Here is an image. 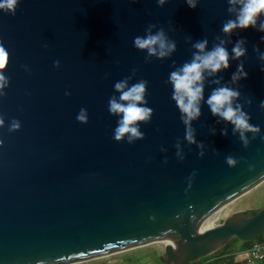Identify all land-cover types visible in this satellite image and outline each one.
I'll list each match as a JSON object with an SVG mask.
<instances>
[{"label":"water","instance_id":"1","mask_svg":"<svg viewBox=\"0 0 264 264\" xmlns=\"http://www.w3.org/2000/svg\"><path fill=\"white\" fill-rule=\"evenodd\" d=\"M228 7V0H198L195 8L185 0H19L15 14L0 10V72L9 77L0 95V264H72L157 240L162 262L186 264L231 238L264 235V205L197 232L204 216L264 175V61L256 51H264V14L256 28L225 33L222 24L236 15ZM150 22L176 41L170 55L133 46ZM240 36L245 55L205 74L201 112L191 121L201 148L185 138L169 73L192 59L197 40L206 37L210 49L223 38L231 54ZM239 60L249 75L231 86L260 126L246 133V146L206 103ZM125 77L129 85L147 80L153 109L138 122L143 137L132 141L113 138L117 117L107 107ZM82 106L87 123L76 119ZM14 119L18 129L10 128Z\"/></svg>","mask_w":264,"mask_h":264},{"label":"clouds","instance_id":"2","mask_svg":"<svg viewBox=\"0 0 264 264\" xmlns=\"http://www.w3.org/2000/svg\"><path fill=\"white\" fill-rule=\"evenodd\" d=\"M185 2L192 8H195L198 4V0H185ZM18 3L19 0H0V10L15 14ZM156 3L163 6L166 0H156ZM228 5V11L235 12L236 15L234 18L226 19L222 24L221 30L225 33H231L234 29H244L249 26L256 28L258 19L264 14V0H228ZM155 27L156 24L150 22L145 29V34H138L133 37V46L138 49H146L148 54L163 58L175 50L176 41L169 39L163 26L152 32L151 29ZM258 30L264 32V19H259ZM218 39L219 43L210 49L206 47L208 44L206 37L197 40L193 46L198 51L193 53L192 59L171 71L168 77L173 88L172 97L176 101L181 113V120L185 124V138L190 143H197L201 148L203 144L196 140L195 129L192 127L191 121L197 118L201 112L205 74L212 76L219 70L229 67L230 55L232 59H238L244 56L247 51L245 47L246 37L240 36L236 39L231 54L228 48L225 47L226 41L220 37ZM260 40H264V35L260 36ZM44 46L47 47V44ZM256 51L259 53L260 59L264 61V51H260L258 46H256ZM4 57V48L3 45H0V66L5 62ZM60 63L59 59L53 60L54 66L59 67ZM260 70L264 71V64L260 65ZM248 75L244 61L239 60L235 71L231 74V81L220 84L219 78H217L215 82L219 86L211 91L206 100L214 115L230 122L233 125V132H239L240 139L245 146L249 142L246 133L251 131L255 134L260 131V126L250 122L251 114L245 111L242 104L236 99L241 95L240 89L231 85ZM128 79V77H125L116 80L113 84L114 89L119 91V98L115 93L108 98V111L117 117L113 130V138L116 140L126 138L128 141H132L135 138L143 137L144 133L140 130L138 122L151 119L153 112V109L146 103L147 80L142 78L129 85ZM8 84L9 77L0 72V95L4 94L3 89ZM70 94V91L66 89L65 95ZM248 102L251 103L250 100ZM259 103L260 107L264 109V99H261ZM87 112V108L82 106L76 114V119L82 123H87ZM3 124L4 119L0 116V125ZM20 126V121L14 119L10 128L18 129ZM220 131L222 134L226 133V128H222ZM0 143H3V141H0ZM226 159L229 165L236 163V159L231 155ZM247 255L246 251H242L237 254L236 259L238 261L242 260ZM13 264H16V262H13Z\"/></svg>","mask_w":264,"mask_h":264},{"label":"rangeland","instance_id":"3","mask_svg":"<svg viewBox=\"0 0 264 264\" xmlns=\"http://www.w3.org/2000/svg\"><path fill=\"white\" fill-rule=\"evenodd\" d=\"M264 205V178L259 184L254 186L252 189L246 193L237 196L232 202L224 207L219 215L214 220V225L221 223L226 216H229L232 212L238 210H244L247 208H257ZM228 210L226 215H222L223 212ZM264 239V235L262 236ZM256 241V240H253ZM226 254V252H231L234 255L230 258V255L224 256L223 261L216 264H264V260H258L252 257H245L244 262L236 259L237 252L244 251L242 248V242L235 238H231L218 252L208 254L188 262L186 264H205L209 261H214L219 256ZM165 244L164 241L149 243L146 245L134 247L128 250L119 251L113 254H108L106 256L97 257L84 262L76 264H165L161 260V256L164 255ZM228 258H230L228 260ZM222 259V257H221ZM262 262V263H261ZM215 264V263H212Z\"/></svg>","mask_w":264,"mask_h":264},{"label":"bare ground","instance_id":"4","mask_svg":"<svg viewBox=\"0 0 264 264\" xmlns=\"http://www.w3.org/2000/svg\"><path fill=\"white\" fill-rule=\"evenodd\" d=\"M263 178H264V175L262 177H260L256 182H254L252 185L246 187L245 189L241 190L236 195H234L230 200H228L227 202H225L215 212L204 216V218L201 220V223H200V226H199L197 232H200L201 230H204V229H207V228H210L211 226H213L214 225V220L216 219V217L219 215V212L224 207H226L227 205H229V203L232 202L237 196L246 193L247 191H249L250 189H252L254 186H256L257 184H259V182H261L263 180ZM227 213H228V210H226V208H225V211L223 212L222 215H226ZM160 241H164V240L150 241V242H146L145 244L138 245V246L146 245V244H149V243H156V242H160ZM138 246H134V247H138ZM134 247H130V248L123 249V250H128V249H131V248H134ZM123 250H119V251H123ZM119 251H116V252H119ZM116 252H112V253H109V254H113V253H116ZM106 255H108V254L101 255V256H106ZM101 256H98V257H101ZM94 258H97V257H94ZM94 258H90V259H94ZM90 259H87V260H90ZM87 260L79 261V262H76V263L84 262V261H87ZM76 263H72V264H76Z\"/></svg>","mask_w":264,"mask_h":264},{"label":"built area","instance_id":"5","mask_svg":"<svg viewBox=\"0 0 264 264\" xmlns=\"http://www.w3.org/2000/svg\"><path fill=\"white\" fill-rule=\"evenodd\" d=\"M243 250L248 253V258L252 257L258 260H264V239L260 241H254L249 247Z\"/></svg>","mask_w":264,"mask_h":264},{"label":"trees","instance_id":"6","mask_svg":"<svg viewBox=\"0 0 264 264\" xmlns=\"http://www.w3.org/2000/svg\"><path fill=\"white\" fill-rule=\"evenodd\" d=\"M260 240H262V236L256 239V241H260ZM253 242H254V241L246 242V243H243V242H242V248L245 249V248L249 247ZM216 252H218V251H216ZM220 252H221V251H220ZM222 253H223V252L219 253V255L222 254ZM222 259H223V258H222ZM222 259H221V260H215V261H213L212 263H215V264H216V263H220V262L223 261ZM212 263H211V264H212Z\"/></svg>","mask_w":264,"mask_h":264},{"label":"crops","instance_id":"7","mask_svg":"<svg viewBox=\"0 0 264 264\" xmlns=\"http://www.w3.org/2000/svg\"><path fill=\"white\" fill-rule=\"evenodd\" d=\"M240 252H241V251L237 252V254L240 253ZM232 254H233V253H231V252L228 251V252H226V254H222V255H220V256H219L220 258H216L215 260H221V257L223 258L224 256H227V255H230V256H231L230 258H232V257L234 256V255H232ZM236 256H237V255H236ZM236 256H235V257H236ZM230 258H228V260H229ZM215 260H214V261H215ZM222 260H224V259H222ZM241 261L244 262V259H242ZM212 262H213V261H209V262H207V263H205V264H211ZM261 263H262V262H261Z\"/></svg>","mask_w":264,"mask_h":264}]
</instances>
